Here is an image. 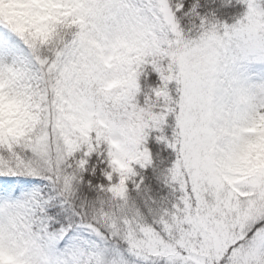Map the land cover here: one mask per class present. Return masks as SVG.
<instances>
[{"label":"snow or ice","instance_id":"snow-or-ice-1","mask_svg":"<svg viewBox=\"0 0 264 264\" xmlns=\"http://www.w3.org/2000/svg\"><path fill=\"white\" fill-rule=\"evenodd\" d=\"M0 264H264V0H0Z\"/></svg>","mask_w":264,"mask_h":264}]
</instances>
